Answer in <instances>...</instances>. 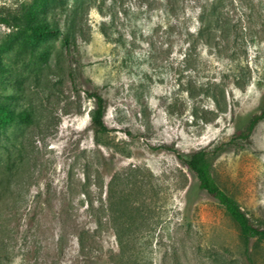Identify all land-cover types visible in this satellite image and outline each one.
I'll list each match as a JSON object with an SVG mask.
<instances>
[{
	"label": "rangeland",
	"instance_id": "obj_1",
	"mask_svg": "<svg viewBox=\"0 0 264 264\" xmlns=\"http://www.w3.org/2000/svg\"><path fill=\"white\" fill-rule=\"evenodd\" d=\"M32 1L0 0V101L31 118L0 134V264H264L175 153L264 226V119L230 141L264 105V0H64L29 46L1 19Z\"/></svg>",
	"mask_w": 264,
	"mask_h": 264
},
{
	"label": "trees",
	"instance_id": "obj_2",
	"mask_svg": "<svg viewBox=\"0 0 264 264\" xmlns=\"http://www.w3.org/2000/svg\"><path fill=\"white\" fill-rule=\"evenodd\" d=\"M63 2L64 0H33L21 17H14L12 21L1 20L6 24L19 28L21 33L26 35L22 42L33 46L44 38L56 36L60 33L58 27L51 24L49 19L42 17V15H45L47 7L61 5ZM64 40H67V38L64 37ZM43 56L45 57L46 53ZM89 96L93 97L95 101V107L90 116L91 123L97 133H105L109 130L104 122L105 99L98 91L89 93ZM15 119L28 123L31 120L30 113H16L12 106L0 101V134H4ZM262 119H264V105L258 113L251 116L242 129L232 135L230 141L249 142L255 126ZM175 153L179 161L195 175L199 188L205 190L208 195L214 198L237 224L245 252H247L252 241H264V226L256 224L240 207L238 202L215 182L210 172V162L206 149L201 148L187 153Z\"/></svg>",
	"mask_w": 264,
	"mask_h": 264
}]
</instances>
